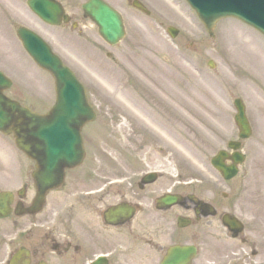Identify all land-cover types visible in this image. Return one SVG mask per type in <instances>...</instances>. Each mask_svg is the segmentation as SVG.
<instances>
[{"label": "rangeland", "instance_id": "1", "mask_svg": "<svg viewBox=\"0 0 264 264\" xmlns=\"http://www.w3.org/2000/svg\"><path fill=\"white\" fill-rule=\"evenodd\" d=\"M27 1L0 0V71L19 85L9 94L40 113L54 104L53 78L35 66L18 39V27L25 26L51 44L85 85L98 114L86 131L89 157L99 153L98 167L110 174L163 170L166 181L182 184L185 193L235 210L247 243L217 235L207 240L203 256L264 264V38L226 20L212 39L185 0H140L150 15L128 0H105L122 13L127 30L124 41L110 47L84 18L88 0H60L82 35L43 24ZM170 27L179 30L175 39ZM237 98L253 135L243 144L247 159L238 177L226 183L211 159L238 140Z\"/></svg>", "mask_w": 264, "mask_h": 264}, {"label": "flooded vegetation", "instance_id": "2", "mask_svg": "<svg viewBox=\"0 0 264 264\" xmlns=\"http://www.w3.org/2000/svg\"><path fill=\"white\" fill-rule=\"evenodd\" d=\"M77 22L71 17L65 27L76 25L82 35ZM87 130L83 163L65 170L53 188L43 184L38 163L2 134L0 264H165L170 250L179 247L192 250L187 264H221L202 254L209 238L247 243L243 233L234 239L224 224L227 215L243 224L235 210L205 200L213 209H198L188 199L196 195L167 182L158 169L106 173L97 166L98 152L89 157ZM151 173L156 175L147 177Z\"/></svg>", "mask_w": 264, "mask_h": 264}, {"label": "water", "instance_id": "3", "mask_svg": "<svg viewBox=\"0 0 264 264\" xmlns=\"http://www.w3.org/2000/svg\"><path fill=\"white\" fill-rule=\"evenodd\" d=\"M187 1L212 37L217 23L229 17L243 21L264 35V0ZM28 5L46 23L59 26L63 18L68 22L62 6L55 0H29ZM83 9L86 17L98 26L100 36L108 44L115 46L125 37L121 16L103 0H90ZM169 33L174 38L178 34L174 29H170ZM18 36L35 62L54 77L57 104L46 116L22 108L3 94L11 83L0 72V131L15 134L18 146L30 158L39 162L43 169L44 183L52 186L61 180L63 169L74 168L82 161L84 151L80 130L96 117L87 101L85 88L47 44L24 28L19 29ZM235 106L238 110L235 121L240 130V138L248 139L252 132L245 107L240 100L235 102ZM240 147V143H229L231 150L237 151ZM227 160H232L233 165L226 166ZM244 161L245 158L239 153L230 156L222 151L212 163L225 180H231L238 175V166ZM228 222V226H231L232 222ZM182 251L186 252L185 249Z\"/></svg>", "mask_w": 264, "mask_h": 264}]
</instances>
